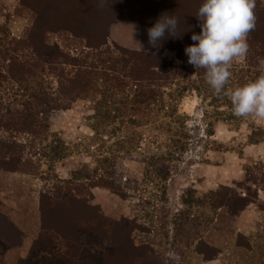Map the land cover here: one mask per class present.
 I'll use <instances>...</instances> for the list:
<instances>
[{
  "label": "trees",
  "instance_id": "1",
  "mask_svg": "<svg viewBox=\"0 0 264 264\" xmlns=\"http://www.w3.org/2000/svg\"><path fill=\"white\" fill-rule=\"evenodd\" d=\"M82 1L21 0V4L33 14L32 26L23 39H12L11 48L0 47V88L10 80L23 83L19 99L12 103L0 99V130L6 134L0 136V171L38 178L51 184L42 186L39 192L43 232L33 247V253L39 252L32 256L33 264H164L163 254L152 241L136 243L134 233L144 227L135 217L110 219L98 205L89 203L92 197L89 190L93 187H103L122 198L128 197L123 191L122 176L114 171V162L104 159L107 177H97L98 168L87 173L82 167L73 171L71 178L57 177L51 183L46 180L47 175L44 177L43 165L60 161L70 151L68 144L52 133V116L70 109L79 100H89L93 111L91 129L99 134L109 127L110 135H118L121 131L127 132L130 126L133 148L142 149V144L146 148L145 162L148 169H152L149 178L161 182L168 180L167 163L181 160L179 154L186 148L185 139L189 135L181 124L182 118L177 115L175 104L166 101L164 88L177 85L181 86L179 92L185 88L206 91L212 106L215 102L217 107L226 100L225 96L214 94L205 83L204 70H196L188 64L184 52L187 46L197 43L191 40V36L201 31L195 15L204 0H172V3L168 0H138L136 7L124 6L125 1L121 0H108L104 7L100 6L99 0H86L91 8L79 11L77 7ZM110 1L121 2L114 5ZM164 14L175 15L178 19L180 38L166 33L165 39L159 42V49L150 46L147 55L119 46H113L112 50L108 45L107 27L112 15L130 17L153 27ZM255 15L256 28L247 41L249 52L243 64L233 65L226 90L243 86L260 75L258 61L264 58V5L259 0H256ZM84 20L88 31L83 28ZM56 32H64L69 38L80 41L82 51L71 56L56 43L48 42L47 35ZM165 49L174 51L179 63L163 56ZM192 73L196 77L188 79ZM45 74L58 79L56 87L40 82ZM227 105H231L230 101H226L224 106ZM162 115L177 116L172 119L178 126L173 128L167 122L161 123ZM229 117L234 116L229 113L227 119ZM211 130L209 135L214 134ZM256 130L257 133L250 138L252 144L264 142V130ZM18 134L30 138L29 144L18 142ZM33 148L45 161L33 158L36 154L31 153ZM243 180L264 191V164L259 162L253 168H246ZM241 185L237 187L242 188ZM23 187L14 192L18 196L29 193ZM160 188L165 200L166 188L163 185ZM244 189V196L237 192V188L228 185H218L197 199H192L191 191L187 196L185 193L181 195L185 206L196 201V206L203 210L199 213L201 219H193L196 223L190 222L191 225L187 224L191 215L189 210L182 209L177 213L180 223L174 222V226L181 243L188 248L193 246L194 252L204 260L215 259L219 249L210 232L234 233L230 223L258 199L257 190L254 193L249 187ZM204 208L215 215L211 218L215 219L211 227L212 220L205 216ZM237 236L243 237L242 234ZM245 240L244 248L252 253L250 238ZM84 244L103 248L98 253H91L84 250ZM257 250L263 254L260 246ZM27 261L21 264L31 263L30 259Z\"/></svg>",
  "mask_w": 264,
  "mask_h": 264
},
{
  "label": "rangeland",
  "instance_id": "2",
  "mask_svg": "<svg viewBox=\"0 0 264 264\" xmlns=\"http://www.w3.org/2000/svg\"><path fill=\"white\" fill-rule=\"evenodd\" d=\"M121 1H125L124 6L132 5L133 7H136L138 2V0ZM168 1L172 3V0ZM259 1L264 5V0ZM120 2L110 1L114 5ZM89 8H91L89 1L83 0L79 3L77 10L85 11ZM112 17L107 27V43L112 50L113 46H119L133 52H141L136 42L142 43L145 49H149L147 30L151 28L150 25L130 17L115 15ZM32 23L33 14L30 9L21 4V0H0V47L11 48L12 39H23ZM82 24L85 31H88V28H85L87 26L85 20ZM47 41L56 43L61 50L70 53L71 56H76L82 51L80 41L69 38L64 32L49 33ZM17 52L20 53V51ZM163 56L176 64L179 63L174 51L165 49ZM240 64H243L242 61L233 63V65ZM195 77L196 75L192 73L188 79ZM40 82L56 87L58 79L53 75L45 74ZM22 85L23 83H17L14 80L6 81L4 87L0 88V99L5 103L16 101L20 97L18 95L21 93ZM178 88L181 86L164 88L165 98L167 102L175 104L177 115L181 116V124L184 125V130L189 136L185 139L186 148L179 154L181 160L167 163L169 177L166 182L149 178L152 169H148L145 162L146 148L144 144L142 149L133 148L134 140L131 139L133 131L130 126L127 132L121 131L118 135H110L109 127L99 134L91 129L93 111L89 100H79L70 109L56 112L52 116V133L57 134L68 144L70 151L69 155L64 156L60 161L53 164L48 162L47 166L43 165V171L46 173L44 177L47 175L49 178L46 180H50V183L57 177L71 178V173L82 167L87 173L98 168L97 177L100 175L107 177L104 163V159L107 158L115 163L114 171L122 176L123 191H126L128 197L122 198L103 187H93L89 190L92 196L89 203L98 205L101 212L110 219L135 217L144 227L141 231H135L136 243L152 241L155 248L163 254L164 264H264V191L243 180L246 168H253L259 162L264 164V142L250 143V138L257 133V128L264 130V121L236 118L232 114L231 105L224 106L226 101H229L227 97L220 104L222 106L217 107L215 102L212 106L211 98L206 91L199 92L185 88L179 92ZM229 113L234 117L227 119ZM161 117V123L167 122L173 128L178 126L177 123L173 124L177 116L173 115L174 119L163 117V115ZM209 130L214 131V134L209 135ZM5 135L0 130V136ZM29 140L30 138H27L25 134L17 135L18 142L29 144ZM34 152L36 154L33 158L42 159L36 148L31 150V153ZM36 183L44 187L51 185L45 180H39ZM241 183L242 188L237 187ZM30 184L28 178V185ZM162 185L166 188L165 200L161 196ZM218 185L237 188V192L243 196L246 193L244 188L249 187L251 192L256 193L257 190L258 199L240 213V218L230 223L231 229H235L234 233L210 232L219 253L215 259L204 260L202 256L194 252L193 246L188 248L183 242L181 243L180 238L176 236L174 222L180 223L177 213L182 209H187L191 213L188 225H191L190 222L196 223L194 220L201 219L199 213L203 211L202 208L196 206V201L190 206H185L180 199L181 195L185 193L187 196L191 191L192 199H197L202 193L214 190ZM19 186L23 184L20 183ZM97 189H103L105 194L103 196L97 194ZM82 191L85 195L84 188ZM89 191L87 192L90 193ZM97 200L101 201L100 205L97 204ZM204 213L209 220H212L209 227L213 226L215 219L211 218L215 215L207 208H204ZM203 223L205 224V220ZM238 234H242L243 237H238ZM245 238H250L254 249L252 253L244 248ZM257 246L263 249L261 250L263 254L257 250ZM83 248L87 252L98 253L103 246L84 244Z\"/></svg>",
  "mask_w": 264,
  "mask_h": 264
},
{
  "label": "clouds",
  "instance_id": "3",
  "mask_svg": "<svg viewBox=\"0 0 264 264\" xmlns=\"http://www.w3.org/2000/svg\"><path fill=\"white\" fill-rule=\"evenodd\" d=\"M108 0H99L104 7ZM256 0H204L196 18L201 31L193 34L194 43L184 49L188 64L196 70H204L205 83L217 96H225L231 103L236 118H253L264 121V58L258 61L260 75L252 82L236 88H228L235 61H243L249 52L248 38L256 28ZM178 19L162 15L147 30L148 44L159 49L160 41L167 33L180 38ZM134 27V26H133ZM138 50L145 55L149 49L136 42ZM167 55V53H166Z\"/></svg>",
  "mask_w": 264,
  "mask_h": 264
},
{
  "label": "crops",
  "instance_id": "4",
  "mask_svg": "<svg viewBox=\"0 0 264 264\" xmlns=\"http://www.w3.org/2000/svg\"><path fill=\"white\" fill-rule=\"evenodd\" d=\"M39 180L18 173L0 171V264L28 263V259L31 261L33 255L39 254L32 252L35 242L43 232L39 210V192L42 186L36 183ZM20 183L29 193L18 196L14 192L20 188ZM97 190V194H105L103 189ZM97 202L100 205L101 201ZM238 217L240 218L241 214ZM30 264H33L32 261Z\"/></svg>",
  "mask_w": 264,
  "mask_h": 264
}]
</instances>
